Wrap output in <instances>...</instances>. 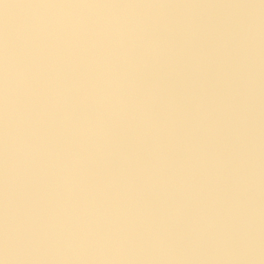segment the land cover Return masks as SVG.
Listing matches in <instances>:
<instances>
[{
    "label": "rangeland",
    "instance_id": "rangeland-1",
    "mask_svg": "<svg viewBox=\"0 0 264 264\" xmlns=\"http://www.w3.org/2000/svg\"><path fill=\"white\" fill-rule=\"evenodd\" d=\"M186 9L197 13L194 27L180 24V16ZM176 11L171 13L173 17L167 24L169 29L157 30V34L166 43L176 41L175 49H167L164 53L168 62L180 64L184 74L188 75L190 72L183 65L187 58L183 48L192 41L194 46H198L197 37L205 30L209 9L200 2L184 7L178 15ZM37 32L36 28V38L28 50V58L38 75L32 81V92L21 93L20 106L22 109L27 107L34 118L42 120L44 147L53 155L50 161L46 158L44 171L37 164L31 172L19 178L16 221L21 226H29L34 222L46 227L53 226L58 230L65 229L76 237L87 236L93 240L124 235L136 243L128 251L103 253L97 251L94 245H89L86 250L64 253L42 249L37 257L26 264H264V242L260 239L264 236V222L259 223L250 216L253 204L257 203L263 212L264 205L249 201L255 196L250 181L254 179L259 183L260 177L254 175L256 173L245 163L239 165L237 177L230 173L236 166L235 158L238 155L254 156L257 153L259 158H264V130H227V143L220 149L221 155L227 159L218 164L205 160L209 154L206 153L207 148L202 146L203 130L195 121L189 127L190 134L198 144L196 148L206 155L203 160L199 156L191 161V173L188 171V176L193 192L190 193L186 184L179 186L169 173V165H186L185 162L172 163L148 158L135 149L128 150L127 143L119 147L100 143L99 133L94 141L87 139L93 131L91 125L83 122V114L72 112L80 109L81 90L72 91L71 99L70 92L65 89L66 84L58 80L60 54L62 56L64 51L50 47ZM146 35L132 32V36L141 42ZM178 37L184 39L177 40ZM7 41H0V52L6 53L11 47ZM20 44L21 41L18 42ZM17 53L24 63L26 48L18 47ZM147 67L146 62H141L140 69L143 72L147 71ZM1 71L0 66V74ZM160 73L159 79L162 77ZM192 82L189 88L184 83L179 85L178 90L171 89L170 94L159 96L158 101L172 107H189L191 99H194L190 93ZM56 91H61L63 98L58 103L50 104L49 97ZM246 94L248 96L239 102L246 100L250 113L243 116L242 120L251 121L253 125L263 124L264 81L253 82ZM102 121L105 122L102 130L105 133L109 123L104 117ZM130 122H137V118L132 117ZM5 125L4 87H0V238L7 222ZM254 144L257 145L254 147ZM253 147L254 150L259 148L256 153L250 149ZM123 155L132 159L130 165L123 161ZM76 160L79 163L72 167ZM220 166L225 167L226 171L220 170ZM251 172L253 174L249 175ZM65 175H70L68 184L64 183ZM148 175L158 179L156 189L151 192L146 184ZM246 184L250 187L247 188ZM177 209L182 211L177 213ZM256 227L262 230L255 232ZM200 228L207 230L203 237H198L194 231ZM156 231L170 238L171 251L151 247L150 239ZM220 236L242 237L244 243L225 248L216 242ZM44 248L47 249V245ZM221 251L225 255L220 258L214 256Z\"/></svg>",
    "mask_w": 264,
    "mask_h": 264
},
{
    "label": "crops",
    "instance_id": "crops-1",
    "mask_svg": "<svg viewBox=\"0 0 264 264\" xmlns=\"http://www.w3.org/2000/svg\"><path fill=\"white\" fill-rule=\"evenodd\" d=\"M200 2L209 9L207 23L197 37L198 46L195 48L192 41L183 48L190 59L186 58L183 64L190 72L186 75L180 64L168 62L164 53L174 50L176 41L166 43L158 34L162 28H168L172 11L177 10L178 15L184 7ZM45 7L64 8L76 15H66L62 25L53 24L49 30L41 31L40 13ZM135 21L147 29L144 33L150 35H146L148 39L145 36L141 42L121 27ZM241 22L245 26L243 31L237 27ZM36 28L50 47L64 51L60 54L59 83L66 84L71 99L72 91L81 90L80 109L72 112L84 115L83 122L89 123L100 134L98 138L104 140L100 143L116 147L127 143L128 150L135 149L148 158L185 162L186 165H169V173L179 186L187 185L190 193L191 161L199 156L203 160L208 153L206 161L225 162L227 158L220 149L227 143V130H264V123L253 125L242 120L250 111L246 100L239 102L248 96L246 90L253 82L264 81V0H0V41L7 39L19 60L18 47L26 48L25 64L30 63L28 50L34 44ZM5 55L0 52L1 88ZM141 62H146L147 71L140 69ZM114 77L127 81V107L119 117L111 114L107 100L103 104L100 100L103 95L111 96L114 89L109 84ZM191 80L194 99L188 96L189 107H172L158 101L159 96L178 90L180 84L187 83L189 88ZM103 117L109 123L105 133L97 128ZM132 117L137 122H130ZM195 121L203 130L202 146L207 148L203 155L190 134L189 127ZM254 147L250 149L256 153L259 148L256 151ZM238 156L230 173L237 177L239 165L247 164L260 177V188L253 190L255 196L249 201L264 205V158L257 153ZM224 168L220 166V170L226 171ZM157 183V177H146L149 191L155 190ZM260 239L264 242V236ZM223 255L221 251L214 256Z\"/></svg>",
    "mask_w": 264,
    "mask_h": 264
},
{
    "label": "clouds",
    "instance_id": "clouds-1",
    "mask_svg": "<svg viewBox=\"0 0 264 264\" xmlns=\"http://www.w3.org/2000/svg\"><path fill=\"white\" fill-rule=\"evenodd\" d=\"M66 15H76L75 11L64 8L45 7L40 13V30L47 31L53 24L62 25ZM79 17L77 16V22ZM122 28L133 33H144L146 28L141 27L138 21L131 25L124 24ZM240 31L244 30V24L237 25ZM38 72L33 69L31 63L23 64L9 46L4 61V113H5V150H6V184H7V222L0 238V264H26L27 261L37 257L44 250H52L57 253L75 252L86 250L89 245H94L96 250L103 253L106 251H128L133 239L121 235L106 239L89 237H76L65 229H56L53 226H42L33 223L29 226H21L16 221V191L17 183L22 174H28L39 164L41 171L46 168L47 161L52 158L43 143L42 120L34 118L31 111L20 106L21 93L32 92V81L37 78ZM127 81L113 78L109 88H113L111 96L103 95L100 100H105L110 105L113 116L119 117L127 107L126 88ZM63 98L61 91H56L49 97V103H58ZM143 103V102H141ZM48 111L47 106L45 112ZM104 121L97 124L101 131L104 129ZM97 132L95 130L87 137L94 141ZM47 158V161H46ZM79 163H72L75 167ZM68 168V165H65ZM64 183L70 182V175L63 177ZM180 213L182 209H177ZM198 237L206 235V229H194ZM216 242L225 248H231L236 244L244 243L242 237H217ZM143 244V241H140ZM47 245V249L44 246ZM150 245L154 249L172 250L170 238L162 232L156 231L150 239Z\"/></svg>",
    "mask_w": 264,
    "mask_h": 264
},
{
    "label": "built area",
    "instance_id": "built-area-1",
    "mask_svg": "<svg viewBox=\"0 0 264 264\" xmlns=\"http://www.w3.org/2000/svg\"><path fill=\"white\" fill-rule=\"evenodd\" d=\"M196 20H197V13H195L192 9H186V10L182 11V14L180 16V24L181 25L194 27L196 25ZM122 159H123V161H125L127 163V165H130L132 162V159L127 155H123ZM250 183L252 186L251 188H253V190H255V191L259 190V184L256 180L252 179L250 181ZM246 186H247V188L250 187V186H248V184H246ZM244 191H246V188ZM250 216L255 221H257L259 223L264 222V212L257 203L253 204L250 207Z\"/></svg>",
    "mask_w": 264,
    "mask_h": 264
},
{
    "label": "bare ground",
    "instance_id": "bare-ground-1",
    "mask_svg": "<svg viewBox=\"0 0 264 264\" xmlns=\"http://www.w3.org/2000/svg\"><path fill=\"white\" fill-rule=\"evenodd\" d=\"M237 195V194H236ZM235 198V197H234ZM234 203V202H233ZM236 204V203H235ZM247 210V209H246Z\"/></svg>",
    "mask_w": 264,
    "mask_h": 264
}]
</instances>
